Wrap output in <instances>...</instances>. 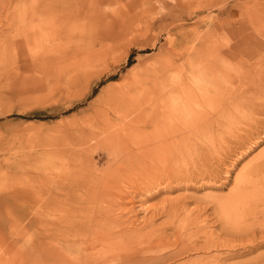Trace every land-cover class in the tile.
<instances>
[{"label":"rangeland","instance_id":"obj_1","mask_svg":"<svg viewBox=\"0 0 264 264\" xmlns=\"http://www.w3.org/2000/svg\"><path fill=\"white\" fill-rule=\"evenodd\" d=\"M48 6L88 21L77 45L39 42ZM136 73L167 115L99 149L102 86ZM262 165L264 0H0V264H264Z\"/></svg>","mask_w":264,"mask_h":264},{"label":"bare ground","instance_id":"obj_2","mask_svg":"<svg viewBox=\"0 0 264 264\" xmlns=\"http://www.w3.org/2000/svg\"><path fill=\"white\" fill-rule=\"evenodd\" d=\"M51 2H53V0H51ZM43 9L44 10L39 9L38 10L39 13H36V12H34V11L31 10L32 11V14H30V16L27 15L26 17H28L29 19L31 18L30 19L31 20L30 23H33L34 21H38V20H40L42 18L43 19L46 18V24L45 25L40 26V27H36L35 25H33V29L35 30L36 28H39V29L41 28L40 31H38V33H36V32L39 29H37L36 32H34V33L37 35V39L39 40V42L41 41V42L45 43L48 46V52H53L52 50H55L56 48L63 49L65 47L75 46V45H77L78 42H80V40L82 39L83 35L86 32V28H88V26H87L88 25V21H85L84 17L81 16L80 18H77L75 12L72 11V10H70L69 8L62 9V10H60L58 12H56L55 9H53L52 7H49V6L48 7H44ZM17 38H19V37H17ZM12 39H13V37H12ZM34 41H36L35 38H34ZM52 57L53 56L51 54H49V57H47V58H44L43 57V60L41 58L40 59L42 61H44V60H48V59L50 60ZM67 68L68 69H64V71L62 72L61 78H59L58 80H56L57 81L56 83H58V84L57 85L54 84V86L55 85L56 86L55 87L53 86L54 88H52L53 91H54V93H55V95H58L59 96V95H63V94H70V91H71V89L73 87L77 86L78 83H81L82 81H84V79L86 80V72L84 71L85 69H83L84 67L82 65L81 66H77V67L70 66V67H67ZM183 78L182 77H179V80L180 79L181 80L179 81L178 84L175 85V89L176 90L182 89L180 85H182L183 82H184L183 81ZM148 79L149 78L146 77V74H144V73H142V74L136 73V74H132V76L129 77L127 80H124L123 79V81H121V82L120 81H116V80L115 81H110V82H108V83H106L105 85L102 86L101 91L103 93L104 92H108V91L110 92L112 90L113 91L115 90V92H113V94L111 93L112 95L108 94L109 97L106 96L107 98L105 99L106 101H104L105 102L104 103V108H103V110H101L102 113H98V114H96V117L95 118H91V120L89 119L88 121H86V122H88L87 125L89 124L88 127L89 126L91 127V128L89 127L91 131L93 130L92 128H96V129L98 128V130L99 129H102L103 131H106L107 132L106 135H105L104 132H102L104 135L99 139L98 136H96L97 135V132L94 134L93 133L94 130H93V132L90 131V133L93 135L92 136L93 137L92 139H94L95 141H97L96 143L99 146V149L101 147L104 148V146H108V148H109V146H111V145L115 146V145H117V144H119L121 142H124V141L126 142V139H128V138L131 141H133V139L135 138V136H137V134L143 133V131H145L146 128H150V130H151L153 127H155L158 124L159 121H161L162 119H164V117L167 115L166 114V112H167L166 99H167V94L169 95L171 93V91H167V92H164L163 93L164 89L166 90V87L167 86L166 87H163V86L160 85L161 79H160V82H157V86H155V87L151 86L147 82ZM169 84H171V82H169ZM96 96L97 95H95V97ZM102 104H103V101L101 102V105ZM101 111H99V112H101ZM109 112L112 113V115H113L111 118L108 117ZM83 124L85 125L86 123H83ZM83 124H82V126H83ZM84 127L86 128V126H84ZM89 128H87V129H89ZM98 130H96V131H98ZM82 132H84V131H82ZM84 133H82V134H84ZM91 134L89 136H91ZM98 135H100V134H98ZM80 136L82 137V135H80ZM82 138H85V136L82 137ZM141 139L143 140V138H141ZM141 139L139 137V140H141ZM143 142H145V141L143 140ZM122 144L125 145L127 143H125V144L122 143ZM131 144L132 143H130V145ZM120 146L121 145H119V147ZM119 147L117 146V148H119ZM121 147H123V146H121ZM141 155H142V152H141ZM46 156H49L50 157V155H46ZM49 165H50V163H48L46 161L43 166H44V168L46 170H49L48 169L49 168ZM69 166H70V164H69ZM261 167H262V169H264V165H262ZM73 170H72V172H73ZM81 172H82V170H81ZM247 182H249V180H247ZM245 183H246V180H245ZM150 188H152V187H150ZM112 198H113V196H112ZM261 200H262L261 198H258L256 200L255 204L258 205ZM262 203H264V202H262ZM118 207H120V206L118 205ZM130 209H132V208H130ZM105 211L108 213L109 210L106 209ZM122 211H124V210H122ZM119 218H120V216H119ZM103 219H104V217H103ZM122 219H123V217H122ZM110 220H111V223L113 224V226L115 225L114 228L117 227V226L120 227L119 224L121 222H119L118 219L113 220V219L110 218ZM108 224H110V222ZM126 224H128V221H127ZM98 228H100V227H98ZM98 228H97V230H98ZM144 229H145L144 226L143 227L142 226L141 227H137V226L134 225L133 222H131V225L128 228L125 227L124 231H122L121 236L122 237H125L126 239L129 240V239H131L130 237H133L136 234H139ZM162 232H164V231H162ZM110 235L111 234H109V236ZM160 237L161 236H159V238ZM164 237H166V236H164ZM99 241H101V240H99ZM104 244H102V245H104ZM113 244H114V242H113ZM97 245L100 246L101 244H97ZM104 247L105 246H102V247H100L98 249L101 250V251H103L104 250ZM120 251H122V250H120ZM97 253H99V251ZM104 254L106 255V253H104ZM104 254H103V256H104ZM145 254H148L147 251L145 252ZM99 255H101V252L99 253ZM113 259H114V257H113ZM104 260H106V259H104ZM126 261H128V260H126ZM108 262H109V259H108Z\"/></svg>","mask_w":264,"mask_h":264},{"label":"trees","instance_id":"obj_3","mask_svg":"<svg viewBox=\"0 0 264 264\" xmlns=\"http://www.w3.org/2000/svg\"><path fill=\"white\" fill-rule=\"evenodd\" d=\"M130 65H131V62L128 63V66H130Z\"/></svg>","mask_w":264,"mask_h":264}]
</instances>
